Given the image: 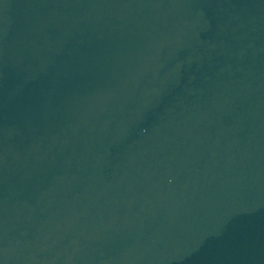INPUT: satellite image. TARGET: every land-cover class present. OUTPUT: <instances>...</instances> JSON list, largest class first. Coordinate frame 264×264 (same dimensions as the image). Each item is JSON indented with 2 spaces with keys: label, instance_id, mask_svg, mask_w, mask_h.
I'll return each instance as SVG.
<instances>
[{
  "label": "water",
  "instance_id": "95a60500",
  "mask_svg": "<svg viewBox=\"0 0 264 264\" xmlns=\"http://www.w3.org/2000/svg\"><path fill=\"white\" fill-rule=\"evenodd\" d=\"M0 264H264V0H0Z\"/></svg>",
  "mask_w": 264,
  "mask_h": 264
}]
</instances>
